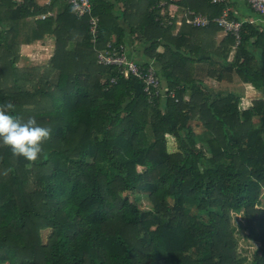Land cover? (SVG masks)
Listing matches in <instances>:
<instances>
[{"label": "trees", "instance_id": "obj_1", "mask_svg": "<svg viewBox=\"0 0 264 264\" xmlns=\"http://www.w3.org/2000/svg\"><path fill=\"white\" fill-rule=\"evenodd\" d=\"M91 2L96 42L67 0H0V105L51 130L35 161L0 144V264H247L241 239L264 255V15L248 0L263 21L234 0H173L210 18L228 8L237 43L214 21L168 24L159 0ZM46 40L45 64H20ZM109 44L154 61L161 96L99 63ZM239 84L260 93L248 107Z\"/></svg>", "mask_w": 264, "mask_h": 264}, {"label": "built area", "instance_id": "obj_2", "mask_svg": "<svg viewBox=\"0 0 264 264\" xmlns=\"http://www.w3.org/2000/svg\"><path fill=\"white\" fill-rule=\"evenodd\" d=\"M17 2L23 0H15ZM40 4L49 5L52 0H38ZM225 0H212V3H220ZM251 7L260 14L264 15V0H248ZM68 4L71 6L74 15L81 19L89 15L88 24L90 34L93 37V41L96 42L98 39L99 33L103 30L100 26L99 18L97 16L91 15L93 6L91 0H67ZM152 9H158L159 13L162 16L161 19L165 18L168 24L175 23L176 26L180 27L184 24L192 25L194 27H205L209 25L212 21L217 22L220 27L223 28L224 32L231 31L232 34L236 37L237 43L241 39V27L242 22L238 20L229 19V9H224L221 15L210 18L206 14L197 13L191 9L182 10L179 6L173 2V0H159ZM169 17H164L165 15ZM54 15V12H48L42 14L41 18H46L47 16ZM157 20L159 18H156ZM163 21V20H162ZM161 21V24L164 22ZM237 45V44H236ZM98 61L104 65H115L119 67V70L128 78L134 76L143 81L145 84L144 91L153 101L155 97L161 96L162 88L160 86V81L157 78L154 67L152 66L154 61H151L150 67H143L137 64L135 61L131 60L125 53L124 47L121 46H112L109 44L107 49H102L98 51ZM111 83H116V78L111 79ZM171 96H174L173 92H170Z\"/></svg>", "mask_w": 264, "mask_h": 264}, {"label": "clouds", "instance_id": "obj_3", "mask_svg": "<svg viewBox=\"0 0 264 264\" xmlns=\"http://www.w3.org/2000/svg\"><path fill=\"white\" fill-rule=\"evenodd\" d=\"M14 111L15 106L10 102L0 105V144L7 146L15 156L35 161L51 130L39 124L35 117L17 118Z\"/></svg>", "mask_w": 264, "mask_h": 264}, {"label": "rangeland", "instance_id": "obj_4", "mask_svg": "<svg viewBox=\"0 0 264 264\" xmlns=\"http://www.w3.org/2000/svg\"><path fill=\"white\" fill-rule=\"evenodd\" d=\"M235 2H238L240 5H242L243 0H234ZM242 13L244 15H249L250 11L246 8V6L242 5ZM138 40L141 41L143 37L141 34L137 36ZM52 47H53V41L46 40L39 44H30L23 45L21 50V56L22 60H24V64L20 63L21 65H43L48 61V58L51 56L52 53ZM23 62V61H22ZM210 84L213 87H217L215 82L213 80H209ZM234 91L239 92L242 97V106L248 107L252 104V101L260 96V93L253 88H250L249 86H240L236 85V87H233ZM168 150L170 152L177 150V143L174 137L168 136ZM140 170L143 168L140 167ZM263 204L257 208V218H260L264 215V196H263ZM142 207L145 209H148L150 206L148 203H143ZM236 223V222H235ZM49 231H44L43 236L46 238ZM242 233H246L245 230L238 231L239 236H242ZM240 249L243 251L244 255H246L247 258V264H251V261H256L257 264H264V255L262 253V249L260 248L259 244L256 242H250V241H244L243 239L240 240Z\"/></svg>", "mask_w": 264, "mask_h": 264}, {"label": "crops", "instance_id": "obj_5", "mask_svg": "<svg viewBox=\"0 0 264 264\" xmlns=\"http://www.w3.org/2000/svg\"><path fill=\"white\" fill-rule=\"evenodd\" d=\"M238 5H239V4H238ZM245 6H246V8L250 11V9L247 7V5H245ZM117 8H118V7H117ZM238 8H239V11L242 12V10H243V9H242V6H240V7L238 6ZM250 12H251V11H250ZM245 16H246V18H247V17L250 18V16H253V17H251V19L254 20V21H257V22H258V21H263V18H262L263 16H262V17H257L256 15H251V13H249V15H245ZM139 35H140V29L137 30V35H136V37L139 36ZM24 46H25V45H24ZM28 46H30V45H28ZM51 55H52V53H51ZM22 61H23V62H22ZM22 61H21V63L24 64V60H22ZM263 65H264V63H263Z\"/></svg>", "mask_w": 264, "mask_h": 264}]
</instances>
